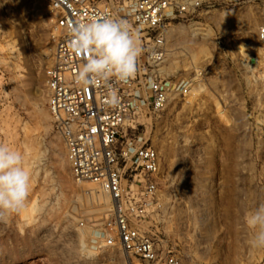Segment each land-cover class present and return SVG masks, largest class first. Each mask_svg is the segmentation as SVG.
<instances>
[{
  "label": "rangeland",
  "instance_id": "rangeland-1",
  "mask_svg": "<svg viewBox=\"0 0 264 264\" xmlns=\"http://www.w3.org/2000/svg\"><path fill=\"white\" fill-rule=\"evenodd\" d=\"M184 1L201 6L166 22L169 53L157 71L190 92L171 94L132 133L161 165L159 200L141 226L180 264H264L245 224L264 204V63L255 55L264 0ZM55 19L46 0H0V144L30 173L24 207L0 222V264H130L120 248L93 243L110 199L73 180L54 130L45 74Z\"/></svg>",
  "mask_w": 264,
  "mask_h": 264
},
{
  "label": "built area",
  "instance_id": "built-area-1",
  "mask_svg": "<svg viewBox=\"0 0 264 264\" xmlns=\"http://www.w3.org/2000/svg\"><path fill=\"white\" fill-rule=\"evenodd\" d=\"M56 16L53 58L46 69L48 108L54 130L67 150L73 180L93 184L108 196L112 211L97 225V247L120 248L130 264H180L169 248H161L141 224L159 200L161 165L158 152L138 130L139 121L163 111L171 94L187 96V81H167L159 68L168 56L166 22L189 15L200 2L184 0H46ZM105 17L126 21L138 39L137 70L127 82L112 79L84 87L75 82L83 59L69 43L68 28ZM264 24L258 28L256 58L264 63ZM115 92L118 104H110Z\"/></svg>",
  "mask_w": 264,
  "mask_h": 264
},
{
  "label": "clouds",
  "instance_id": "clouds-1",
  "mask_svg": "<svg viewBox=\"0 0 264 264\" xmlns=\"http://www.w3.org/2000/svg\"><path fill=\"white\" fill-rule=\"evenodd\" d=\"M68 33L72 52L84 61L75 76L78 85L90 87L112 79L127 82L135 75L141 47L126 21L91 19L71 25ZM109 102L118 104L114 91ZM22 161L20 152L0 144V222L18 213L29 195L30 173ZM245 224L253 230L250 247L264 248V204L246 214Z\"/></svg>",
  "mask_w": 264,
  "mask_h": 264
},
{
  "label": "bare ground",
  "instance_id": "bare-ground-1",
  "mask_svg": "<svg viewBox=\"0 0 264 264\" xmlns=\"http://www.w3.org/2000/svg\"><path fill=\"white\" fill-rule=\"evenodd\" d=\"M194 27H195V26H194V25H192V26L190 27V29H194ZM166 59H167V58H166ZM166 59H165V61H166ZM165 61H164V63H165ZM164 63H163V64H164ZM110 204L112 205V203H111V202H110ZM112 207H113V206H112Z\"/></svg>",
  "mask_w": 264,
  "mask_h": 264
}]
</instances>
